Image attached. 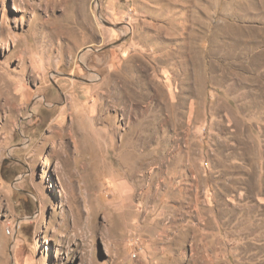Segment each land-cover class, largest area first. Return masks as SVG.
Segmentation results:
<instances>
[{"label":"rangeland","instance_id":"374dc122","mask_svg":"<svg viewBox=\"0 0 264 264\" xmlns=\"http://www.w3.org/2000/svg\"><path fill=\"white\" fill-rule=\"evenodd\" d=\"M0 264H264V0H0Z\"/></svg>","mask_w":264,"mask_h":264},{"label":"bare ground","instance_id":"6f19581e","mask_svg":"<svg viewBox=\"0 0 264 264\" xmlns=\"http://www.w3.org/2000/svg\"><path fill=\"white\" fill-rule=\"evenodd\" d=\"M12 8H13L15 11H18V10H19V9L17 8L16 5H14Z\"/></svg>","mask_w":264,"mask_h":264}]
</instances>
